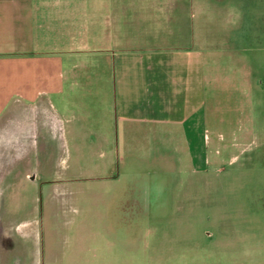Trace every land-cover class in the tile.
Listing matches in <instances>:
<instances>
[{"label": "crops", "instance_id": "crops-1", "mask_svg": "<svg viewBox=\"0 0 264 264\" xmlns=\"http://www.w3.org/2000/svg\"><path fill=\"white\" fill-rule=\"evenodd\" d=\"M123 1L0 0V149H25L42 132L56 150L69 144L77 151L101 150L105 163L113 166L123 133L178 131L191 165L204 170L210 144L209 139L207 147L202 144L204 130L222 141L224 134L235 133L223 130V124L241 128L246 136H254L257 125L264 136V0L232 3L240 15L230 10L227 19L239 20L241 30L226 34L204 33L201 20L198 28L189 17H178L175 23L186 28V35L172 47L153 44L154 18L146 20L145 43H133L139 36L133 33L134 21L121 13L128 6ZM170 22L171 39L176 34ZM123 39L132 45L123 47ZM261 142L259 152L264 151ZM156 194V199L169 198ZM137 195L119 192L108 203L118 216H129L111 228L124 232L125 248L134 246L128 263L139 264L138 242L145 230L151 239L143 264H247L213 254L197 239V251L187 253L180 237L159 235L163 226L140 224ZM159 209L166 212L155 214H171L169 207ZM96 243L101 247L106 241Z\"/></svg>", "mask_w": 264, "mask_h": 264}, {"label": "rangeland", "instance_id": "rangeland-1", "mask_svg": "<svg viewBox=\"0 0 264 264\" xmlns=\"http://www.w3.org/2000/svg\"><path fill=\"white\" fill-rule=\"evenodd\" d=\"M129 1L122 2L128 6L121 13L126 21H134L133 33L139 37L133 43H145L146 20L154 18L153 44L172 47L186 35V28L175 23L178 17H189L198 28L201 20L204 33L226 34L239 26V20L227 19L230 10L240 15L231 5L243 0ZM169 20L170 32L176 34L171 39ZM162 34H167L165 39ZM127 42L123 39L122 46L132 45ZM219 113L234 119L231 112ZM222 128L235 133L224 134L220 141L211 129L202 132L203 146L206 139L210 143L204 170L191 165L178 131L167 135L139 128V133H123L113 166L105 163L106 152L101 150L77 151L71 144L56 150L42 132L25 149H0V264H130L134 246L125 248L120 236L124 232L111 229L129 216H118L108 205L110 197L126 191L138 194L139 223L163 226L159 235L180 237L187 253L197 251V239L213 254L264 264V151L259 152L264 136L257 125L254 136L241 134L237 126ZM157 192L169 198L156 199ZM111 201L114 206L116 200ZM160 207H169L171 214H155L166 212ZM102 239L106 244L98 247ZM150 239L147 231H140L139 264Z\"/></svg>", "mask_w": 264, "mask_h": 264}]
</instances>
